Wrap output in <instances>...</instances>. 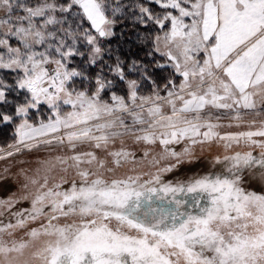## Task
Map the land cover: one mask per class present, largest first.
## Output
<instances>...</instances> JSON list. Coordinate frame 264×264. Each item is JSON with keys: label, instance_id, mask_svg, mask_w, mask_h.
<instances>
[{"label": "snow or ice", "instance_id": "snow-or-ice-1", "mask_svg": "<svg viewBox=\"0 0 264 264\" xmlns=\"http://www.w3.org/2000/svg\"><path fill=\"white\" fill-rule=\"evenodd\" d=\"M5 128L0 159L75 176L30 179L0 264H264V0H0ZM205 145L221 171L164 179Z\"/></svg>", "mask_w": 264, "mask_h": 264}, {"label": "rangeland", "instance_id": "rangeland-1", "mask_svg": "<svg viewBox=\"0 0 264 264\" xmlns=\"http://www.w3.org/2000/svg\"><path fill=\"white\" fill-rule=\"evenodd\" d=\"M35 115V113H34ZM43 115H47V113H43ZM226 131H236V130H244L241 129H225ZM224 131V130H222ZM12 131L11 136L9 133V139L0 143V145H4L12 141ZM119 142L114 146L115 148H119ZM127 147L131 151H138L139 148L143 147V145L132 146L131 142H128ZM173 147L180 151L183 145H173ZM242 147V146H241ZM79 151H87L90 150L89 146L82 145ZM160 151L159 147L153 148L150 152V155L146 159H141L140 155H137L136 163L133 165L132 163L125 164L124 167L118 169L115 173L116 176H123L126 174H137V173H152L156 171L157 167H164L169 163H175L173 158H169L167 160H160L158 165H153V158L157 157V153ZM223 149L220 146L213 145L209 148L207 145L201 148L197 146L194 152V155L197 157L195 161L191 164L185 163L181 165L179 168L174 169L173 172L164 173L163 177L166 180H183L190 177L201 176L207 174L209 172H219L222 169L221 165H214L213 158L215 155L222 153ZM65 153L71 154L68 150H57L55 152H48L47 150L41 148L38 151H33L31 153L24 152L22 154H18L14 157H8L5 159H0V177L7 176L9 179L6 183L0 186V199H8L11 198L13 200V207L10 210H5L3 215H0V225L7 224L9 222L15 223L16 217H13L10 213L17 212L24 208L30 207V201L20 200V197L23 195H27L30 193H34L39 187V183L43 182V178L45 175L48 177L49 186H52L54 183L59 182L60 178L64 176L65 178L71 179L75 176V170H69L68 173H64L60 170L58 166L51 172L45 173L43 168L41 167V160L49 158L55 155H64ZM103 158V153H98ZM37 169H40L38 172ZM147 178V177H145ZM30 179H37L39 181L38 184H32ZM27 185V187H25ZM19 200V203L16 201ZM32 226H36L33 224ZM16 238L23 236V232L17 230L14 233ZM7 239L8 237L5 236Z\"/></svg>", "mask_w": 264, "mask_h": 264}, {"label": "trees", "instance_id": "trees-1", "mask_svg": "<svg viewBox=\"0 0 264 264\" xmlns=\"http://www.w3.org/2000/svg\"><path fill=\"white\" fill-rule=\"evenodd\" d=\"M143 55V53H141ZM11 128H5L2 131H0V143H3L4 141H7L9 139V133L11 136Z\"/></svg>", "mask_w": 264, "mask_h": 264}]
</instances>
